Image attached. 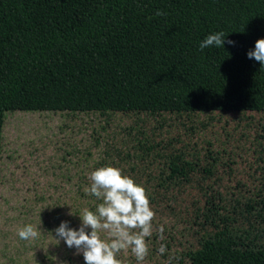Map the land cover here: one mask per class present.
Returning a JSON list of instances; mask_svg holds the SVG:
<instances>
[{
  "label": "rangeland",
  "instance_id": "374dc122",
  "mask_svg": "<svg viewBox=\"0 0 264 264\" xmlns=\"http://www.w3.org/2000/svg\"><path fill=\"white\" fill-rule=\"evenodd\" d=\"M173 164L186 174L167 180ZM107 166L142 185L156 214L142 264H264V113L250 111L7 113L0 264H85L54 230H78L102 203L85 188ZM29 224L40 235L20 239ZM117 258L137 264L131 249Z\"/></svg>",
  "mask_w": 264,
  "mask_h": 264
},
{
  "label": "trees",
  "instance_id": "16d2710c",
  "mask_svg": "<svg viewBox=\"0 0 264 264\" xmlns=\"http://www.w3.org/2000/svg\"><path fill=\"white\" fill-rule=\"evenodd\" d=\"M259 39L264 0H0V134L15 111L264 113Z\"/></svg>",
  "mask_w": 264,
  "mask_h": 264
},
{
  "label": "clouds",
  "instance_id": "9594fccd",
  "mask_svg": "<svg viewBox=\"0 0 264 264\" xmlns=\"http://www.w3.org/2000/svg\"><path fill=\"white\" fill-rule=\"evenodd\" d=\"M164 14L157 12V15ZM226 37L222 31L210 34L200 43V49L213 46L224 49L226 42L234 46L235 42L226 40ZM247 56L264 67V39L257 40L254 50H249ZM90 180L91 186L85 188V192L102 200V203L95 211L83 209L78 230L70 228L68 222H62L54 230L55 236L63 240L68 248H75L77 254L82 253L85 264H122L117 256L129 249L137 264H142L149 254L146 238L152 235L156 215L145 188L112 166L98 168L91 173ZM163 231V226H160L161 239L164 238ZM101 232L107 233L109 239H102ZM40 233V229L29 224L18 231V236L29 241ZM59 240L56 241L59 243ZM166 250L162 244L159 253L164 255Z\"/></svg>",
  "mask_w": 264,
  "mask_h": 264
}]
</instances>
